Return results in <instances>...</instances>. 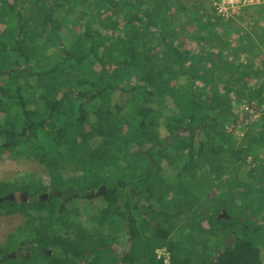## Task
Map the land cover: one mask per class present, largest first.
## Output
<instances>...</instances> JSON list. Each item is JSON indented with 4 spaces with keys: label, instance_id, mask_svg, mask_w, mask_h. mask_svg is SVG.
Here are the masks:
<instances>
[{
    "label": "trees",
    "instance_id": "1",
    "mask_svg": "<svg viewBox=\"0 0 264 264\" xmlns=\"http://www.w3.org/2000/svg\"><path fill=\"white\" fill-rule=\"evenodd\" d=\"M249 8L252 6L237 9L235 13L239 12L236 15L240 23L232 24L207 11L195 17L191 5L180 4L177 0H26L18 7L6 3L0 11L6 18L0 29V157L19 155L46 163L47 156L44 155L51 153L49 158L54 161L49 163L52 165L47 172V183L52 189H60L73 183L69 178L63 182V172L52 167L59 159H70L71 151L75 153V143L67 139L68 134L76 135L78 129L85 126L87 135L79 140H91V131H96L103 120L106 125L102 132L109 135L108 130L112 132L116 122L121 123L118 117L131 126L137 118L135 132H126L120 142L122 145L113 146L111 152L119 153L129 144L133 146L131 151L122 153L139 155L140 161L144 162L140 173L131 177L137 183H143L141 191L134 188L133 183L127 184V180L118 181L119 178L117 186L106 188V191L123 197L126 190L138 209L141 196L145 207L153 203L161 207L166 204L168 214L162 212L164 216L186 217L189 213H197L193 211V205L186 207L185 202L193 186L186 187L177 179L180 167L174 177L167 175V165L178 162L174 158L180 159L181 155L194 163L208 157L204 167L211 171L216 159L211 153L218 156L222 153L223 159L220 158L214 168L215 180L218 177L221 181L218 183L219 194L223 198L219 200L218 209L211 213L214 220H207L210 235L217 244L215 248L219 249L209 262L189 261L184 249L172 239L168 240L174 219H161L165 224L154 221L149 234H145L144 226L138 233L131 231L129 245L119 258L115 253L118 250L111 246L116 237L103 230L112 220V215L109 220L107 218L109 212L118 214L120 204L115 197L106 198L101 212L95 218L89 217L91 227L86 229L80 223L83 231L69 241L56 229L63 225L72 229L74 224L55 219L65 212V205L59 206L55 195L35 200L46 186L39 185L29 193L23 187L11 190V183L1 180L0 212H20L26 218L25 223L0 244V264H44L29 262L26 255L10 256L9 249L14 250L17 243L33 244L34 239V244L41 247L54 248L58 253L59 249L63 251V258L56 260L62 261L61 264H75L77 261H71L72 257H77L78 261L86 259L87 249L95 256L86 264H115L117 261L137 264L140 259L145 264H160L154 250L162 245L170 250L172 264H264V84L260 81L264 73V4L254 6L252 11ZM185 20L187 28L182 23ZM184 29H188L187 34H183ZM187 43L191 45L189 49L184 46ZM257 56H260L258 62L261 64L254 70L253 65L258 64ZM84 62H88L87 65ZM222 64L224 66H220ZM118 68L124 72L123 76L116 85L111 83V87L109 77ZM230 75L233 79L239 76L253 79L254 83L241 90L231 84ZM225 76L227 78L223 79ZM218 83L242 91L246 100L240 98L238 92L233 98L217 95ZM109 89L112 97L107 101L105 91ZM232 101L236 105L245 102L251 109L255 107L256 116L248 124V141H237L226 128L225 122L238 118L229 108ZM246 117L243 121L248 123ZM231 124L236 127L237 123ZM47 135L53 139H47ZM55 139L63 140V148L68 149V155L61 153L57 160L52 152H61V149ZM107 144L102 142L97 149H92L97 152ZM89 150L92 152L91 148ZM98 155L102 158L100 152ZM163 162L165 166H162ZM240 168L244 169L247 181L243 179L245 176H236ZM227 169L230 176L225 178ZM199 173L197 171L194 178L197 181L198 176L201 182ZM171 177L178 183L170 182ZM228 181L242 185L237 188L242 199L237 216L227 213L228 201L224 196L231 195ZM130 188L137 201L132 200ZM15 190L30 199H1ZM173 194L176 199L171 205L169 201ZM26 206L33 208L31 214L24 212ZM221 208H225L228 218H215ZM45 209L51 214V221L46 223ZM54 212H58L56 217H53ZM200 215L191 217L193 224L201 226L197 220ZM206 216L204 214L202 220H206ZM28 222L34 223L33 228L38 232L32 241L22 237ZM215 228L217 234L213 231ZM232 236L234 240L230 247H225L226 239ZM135 237L139 242L137 248ZM110 248L115 256L109 253Z\"/></svg>",
    "mask_w": 264,
    "mask_h": 264
},
{
    "label": "rangeland",
    "instance_id": "2",
    "mask_svg": "<svg viewBox=\"0 0 264 264\" xmlns=\"http://www.w3.org/2000/svg\"><path fill=\"white\" fill-rule=\"evenodd\" d=\"M25 1L26 0H0V11L1 9L4 10V6L6 5V3H11L12 5H15L18 7L20 4H23ZM177 1L180 4L191 5L195 10V13H196L194 14L195 17L204 15L206 11L214 17L220 16L219 14H217L215 11L212 10V7H214L213 2L215 0H177ZM253 7L254 6H252V8ZM59 8L60 7H58V10ZM252 8H249L251 9L250 11H252ZM236 14H239V12L237 11V13H235L234 11L232 15L228 17H223V16H220V17L226 18V20H228L229 23H232V24H235L236 22L240 23ZM23 17H26V14H24ZM5 19H6L5 15H1L0 13V29L3 27V22L6 21ZM182 23H185L183 24V26L187 28L188 23H186V20ZM100 26L103 27L102 25ZM105 30L108 31L109 30L108 27H105ZM184 33L187 34L188 29H184L183 34ZM184 46L187 49L191 47L190 43H187ZM259 57L260 56H257V58L255 59L257 62H258ZM230 58L231 57H229V59ZM87 63L88 62H84V65H87ZM260 64L261 62H258L257 65H253L254 70L259 69ZM220 66H224V64ZM123 73L124 72H122L120 68L117 69L116 73H111L109 77V84L111 85L112 83L113 85H116L118 81L121 79V76H123ZM230 76L228 77L229 79L232 80L231 84H233L235 87L239 89L241 88V90H246L244 89L245 87L251 86L254 83L253 79L252 80L251 79L249 80L247 78L245 79V78H242V76H239L242 79L237 78V77H234L233 79L232 76L231 77ZM225 78H227V76L223 77V79ZM216 87H217V90H216L217 95L221 94V97L222 95H225L228 98H233V95H235L238 92V96L240 98H243L244 101L246 100V97L243 96L242 91L240 92L235 91L229 85L227 86L225 84L218 83ZM111 94L112 92L110 89L105 91V97L109 99L107 101H110V97H112ZM33 105L34 104H32L31 106ZM229 108L232 112L237 113L238 118L237 119L234 118L233 120L229 122H225L226 128L228 130H231V132L237 138V141L239 140L248 141L249 133H250V128H248V124L249 122L253 121L256 116L255 107L251 109L250 106L245 102H243L241 105H238V104L236 105L232 101L231 104L229 105ZM245 116L248 117V123H245L243 121ZM118 118L121 123L117 121L116 124L112 127V132H111V129L108 130V132H110L109 135H105L102 132V128H105V125H106L105 120H103V122L98 125V128L96 131L94 129L91 131V133H93L91 135V140H88V139L85 141L79 140V139H82L85 135H87L86 133L88 131V128H86L85 126L83 129L82 128L78 129V132L76 135L68 134L67 139L74 141L75 143L73 144V149L75 153H73L72 151L70 152L71 156H70V159H68L69 161L66 159H59L52 166L56 169V171L63 172V178H62L63 182H66L67 180L65 179L69 178L71 179V181H73V184L75 183L79 191L84 192L82 188H90L93 186L95 187L98 184L106 188L113 189L115 186H117L118 181L127 180L130 182V184L133 183L134 188H136L139 192L141 191L140 187L143 186V183L142 182L137 183L136 179L135 178L132 179L131 177L135 175L136 173H140L139 171L143 169L144 167V162L140 161L141 157L139 155L130 156L126 153H122L124 151H128V149L129 151H131V148L133 146L129 144L127 146V149L124 150L122 148L121 150H119L121 153L113 152V151L111 152L113 146L118 147L122 145L120 142L123 140V138H125L126 132H129V133L135 132V129H137V125H138V119L137 118L134 119V123L131 126V123L124 124L122 120L120 119V117ZM233 121L237 123L236 127H232L233 125L231 123H233ZM122 123H123V126H121L120 128V125ZM159 130L161 131V128ZM98 131H101L102 133H98ZM97 133L99 134L98 136H97ZM111 133H114V134H111ZM47 137H48L47 139H50V140L53 139L49 135H47ZM55 140L59 141L60 146L58 147V149L59 148L61 149V152H52L53 154H56V160H57L58 155L61 153L68 155L67 154L68 149L63 148L64 144H61L63 140H58V139H55ZM102 142H108L107 146L99 149L97 152H94L95 150L92 148L98 147ZM90 148L92 152H90L89 150ZM46 152H48V150ZM98 152H100V155H102V158H99ZM211 154H212L211 155L212 157L214 156L216 158L214 167L217 168L218 162H220V158L223 159L222 153L220 154L221 156L215 155L213 153ZM44 156H47L46 163L45 162L42 163L38 159L35 160L33 158H25L19 155L8 156L5 154V156H1L0 157V181L8 180L11 183L9 186L12 188L11 190H14L15 187H17V189L18 187L19 188L23 187L24 189H28L29 193H32L34 191L33 189L37 188V186L39 185L43 184L44 186H46L47 181L49 179V175H48L49 173L47 172H48L49 167L52 165V164L49 165V163H53L54 159L49 158V156H52V154L49 152L45 154ZM207 158L196 160L194 163L192 161L188 162L187 160L189 159L183 158V156L181 155L180 159L174 158V161H178V162H175L173 163V165H170V166L167 165L168 169L165 170L167 172V175H173L174 177V175H176L175 174L176 170L179 169L180 167L179 170H181V173H180L181 177L179 176L177 179H180L181 182H184L185 186L186 185L193 186V190L186 196V199H185L186 207L192 208V205H193L194 207L193 211L195 212L197 211V213H189L188 215L191 214L190 217H188L187 215L183 219V223H180V218L178 219V217L173 218L170 215H165V216L163 215V213L168 214L166 210L167 209L166 204H164V207L163 206L161 207L160 204L157 205L153 203V204H148L145 207L146 203H143V208L145 211V215L143 216L141 215V209L140 208L138 209L133 206V203L135 204V202L131 201L130 197L128 196V193L125 192L126 190L123 191V194H125V196L123 197H121V195L119 194H114L112 192H109L108 196L119 198V200L122 202V205H119L118 214H113L109 212L107 216L108 220H109L110 215H112L113 217H112L111 222L108 223L106 229L104 225V229H103L105 231L104 233L112 237L115 236L116 237L115 244L119 245L121 243L119 242V238L122 235H124L123 236L124 238L127 237L126 235H128V238L131 239L132 238L131 231L138 233L140 227L144 226V228L146 229L145 234H149L153 221H157V220L161 221V219H175V220L178 219L176 222L177 227L174 228V232L178 233V234H174L176 245L184 249L183 253L187 255L189 261H193L194 263L196 261L198 262L200 261L199 263H201L202 261L209 262V260L213 256H215L216 251H219V249L215 248L217 244H215V242L213 241L210 235V228L207 226V224H208V221L214 220V216H212L211 213H213L214 210L218 209V207L220 206L219 200L220 198H223V197H222V194H219L221 190L219 187L220 185H218V183H221V181L219 182L218 177H217V180H215V175H217L215 173V168L212 167L213 170L207 171V169H205L204 167V162ZM115 159H116L115 164H111V162L114 161ZM76 162H79V164H77ZM100 162H104L108 164L101 165ZM180 162L182 164H180ZM162 166H165L164 162L162 163ZM197 166L200 167L199 168L200 170L195 169ZM197 171L200 172L199 176L202 179L201 182L199 181L198 176H197V181L194 178ZM244 173H245L244 169L240 168L237 171L236 176H240V175L245 176ZM224 176L225 178H228L230 176L229 171L228 173H225ZM56 177L59 180V177L57 175ZM243 179L245 181L248 180L246 176ZM170 182H173L174 185L175 183H178L172 177L170 179ZM229 184H231L230 185L231 195L224 196V199H226V201L228 202H231L232 204H235V206L237 207H233L227 202L226 203V207L228 211L227 213L229 215L237 216L238 212L240 213L239 206L242 201L241 197L239 196V191L237 188H242V185L241 183H238V184L236 183L235 185H233V181L229 182L228 185ZM204 188L206 189V191H204ZM15 191H18V190H15ZM100 191L103 192V190H100ZM100 191L98 194L92 195L90 197H87L86 195L85 196L75 195L71 197L70 199L65 201L66 202L65 212L62 213V216L56 217V215H58V212H54L53 217L55 216L56 220L67 222V223H70L69 221H72V223L74 224L71 230L83 231V228L80 226V223L82 224L83 227H85L86 229H89V227H91L92 225V223L88 221L89 217L93 216L95 218L98 215V213L101 212V209L106 205L105 200L107 197L103 195L102 193H100ZM15 194H19V193L16 192ZM207 194L209 195L210 199L208 198ZM140 198L142 197L140 196L139 199ZM175 199H176V195L173 194L170 197V201H169L171 205H174ZM142 200L144 199L142 198ZM123 201L125 205L123 204ZM26 208L27 210L24 212H27L29 214L33 212V208L31 206H26ZM79 209H80V212H79ZM76 211H78V213H76ZM131 211L134 212L133 215ZM126 212H128V214H126ZM198 213L199 215L200 214L201 215L197 218V220L198 222H201V223L204 220V219L202 220L201 217L202 216L204 217V214L205 216L209 214V216H206V220H204V224L202 223L203 226L193 224L194 221H192L191 219V217L194 214H197L198 216ZM129 214L132 215V218L129 217ZM49 215H51L50 211L45 209V218H44L46 219L44 220L45 223L51 221V217ZM217 215L218 214H216L215 218H217ZM25 218H26L25 215L21 214L20 212H13V213L0 212V244H4L7 236L12 231H14L17 227L25 223ZM222 218L223 217H221L220 219ZM197 220L195 222H197ZM161 223L165 224L163 220L161 221ZM93 224L94 225L96 224L95 219H93ZM33 227H34V223L30 224L28 222V225L23 230V232L25 233L24 234L25 236L22 235V237H24L25 239L27 238L33 239L34 234L38 233L37 231H35L36 228H33ZM56 229L57 230L59 229V231L62 232L66 228L63 225V227L61 228L58 227ZM28 231L30 232L27 233ZM213 231L215 232V234H217L216 228L213 229ZM21 234H22V230L20 231V233H18V235L21 236ZM49 234L52 235V233H49ZM218 240H219L218 244L220 246L221 238H219ZM138 244L139 242L138 241L136 242V237H135L134 245H136V248L138 247ZM17 246H18V243L16 244V247ZM9 251L11 252L13 251V249L11 248L9 249ZM53 251H55L54 248H53ZM113 251L114 250H112L111 248L109 249V253L113 254L114 253ZM63 255H64L63 252H59L55 254V258L56 257L63 258ZM262 256L264 259V251H263ZM47 260L48 259H46L44 256L38 253L37 255H32L29 259V262L36 263V261H41L44 264H47L46 263ZM142 260L143 259H140L137 264H145L142 262ZM61 262L62 261L58 262L55 260L54 263L61 264ZM66 264H74V263H66ZM124 264H128V263L125 262ZM206 264H209V263H206Z\"/></svg>",
    "mask_w": 264,
    "mask_h": 264
},
{
    "label": "flooded vegetation",
    "instance_id": "3",
    "mask_svg": "<svg viewBox=\"0 0 264 264\" xmlns=\"http://www.w3.org/2000/svg\"><path fill=\"white\" fill-rule=\"evenodd\" d=\"M130 182H127V184H129ZM79 188V187H78ZM83 189V188H82ZM84 190V192H82V191H79L78 189H77V187H76V185L75 184H73V183H69V184H66L65 186H63L62 188H60V189H52L49 185H48V183L46 184V188H45V190L44 191H40V192H38V194L40 193V196H38V198H35V200L37 199H47V198H49V197H52V196H57V198H58V204H59V206H63V205H65V201L66 200H68V199H70L71 197H73V196H75V195H81V196H87V197H90V196H92V195H96V194H98L99 193V191L100 190H103V192L102 191H100V193H105V196L107 197V199L109 198L110 200H111V198H112V196L111 197H109L108 196V194H109V191L107 192L106 190V187H104V186H102V185H100V184H98V185H96L95 187H92V188H88V189H83ZM16 192H18L20 195L18 196V197H16L15 196V198L14 199H16L17 201L18 200H22V199H27V200H29L30 198L29 197H26V196H24L22 193H21V191H15V192H13V193H16ZM87 193H88V195H87ZM122 193V191H120V194ZM131 194L134 196L133 198H132V200L133 201H137L138 200V198L135 196V193H134V191H133V188H131ZM21 195L24 197H21ZM21 197V198H20ZM141 199V204L139 203V207L140 208H143V202H144V200H142V198H140ZM13 200V199H12ZM116 201L120 204V205H122V202L119 200V198H116ZM220 212V211H219ZM141 215H145V211H144V209L141 211ZM152 225H154V221L152 222ZM66 229L64 230V231H59V233H60V235H62V236H64V237H68L69 239V241H71V240H73L74 238V236H77V234L76 233H78V232H80L79 230H76V231H74V230H71V228L70 229H68L67 227H65ZM42 231V230H41ZM44 231H42V233H43ZM41 232H39V234H42ZM45 234V233H44ZM124 235H122L120 238H119V242H122V245L124 246V249L122 250V251H120V247H117V245L116 244H111V246H115L116 247V251L117 252H115V253H117L118 255H119V258H121L122 256H123V254H125V249L127 248V246L129 245V238L128 237H123ZM31 241H32V239H31ZM34 241H35V239H34ZM35 243V242H34ZM59 249V248H58ZM59 251L60 252H63V251H61L60 249H59ZM9 253H10V256H21V255H26L27 256V259L29 260L30 259V257L32 256V255H37L38 253L40 254V255H42V256H44L46 259H48L47 260V264H55L54 262H55V260H57L58 259V257H56L55 258V254H57L58 252L57 251H53V248H50V247H41V246H39V245H37V244H23L22 242H20L19 243V245L13 250V251H9ZM64 253V252H63ZM120 253V254H119ZM57 256V255H56ZM95 255H94V253L93 252H91L89 249H87L86 251H85V254H84V258H86V259H82L81 258V260L80 261H78V259H77V257H72L71 258V261H77L75 264H86L88 261H90L93 257H94ZM53 260V261H52ZM36 262H38V261H36ZM115 264H123L121 261H117V262H115Z\"/></svg>",
    "mask_w": 264,
    "mask_h": 264
},
{
    "label": "built area",
    "instance_id": "4",
    "mask_svg": "<svg viewBox=\"0 0 264 264\" xmlns=\"http://www.w3.org/2000/svg\"><path fill=\"white\" fill-rule=\"evenodd\" d=\"M262 4H264V0H215L213 2V9L220 16L228 17L237 9ZM260 81L264 84V73L262 74ZM154 254L160 264H172L171 252L166 245L156 247Z\"/></svg>",
    "mask_w": 264,
    "mask_h": 264
},
{
    "label": "water",
    "instance_id": "5",
    "mask_svg": "<svg viewBox=\"0 0 264 264\" xmlns=\"http://www.w3.org/2000/svg\"><path fill=\"white\" fill-rule=\"evenodd\" d=\"M19 195H20V194L9 193V194H7L6 196H3L1 199H10V200H12V199L15 198V196L18 197ZM38 196H40V193H39L35 198H38ZM217 217H218V218H221V217H223V218H228L229 215L226 213V211H225L224 208H221V209H220V212H219L218 215H217ZM233 240H234V237H233V236L227 238V240L225 241V247H227V248L230 247V245H231V243H232Z\"/></svg>",
    "mask_w": 264,
    "mask_h": 264
},
{
    "label": "crops",
    "instance_id": "6",
    "mask_svg": "<svg viewBox=\"0 0 264 264\" xmlns=\"http://www.w3.org/2000/svg\"><path fill=\"white\" fill-rule=\"evenodd\" d=\"M179 218H180V217H179ZM179 218H178V219H179ZM184 218H185V217H181V218H180V223H183V219H184ZM178 219H176V220L174 219V220H173V227H172L173 229H172V231L170 232V234L168 235V240H169V239H172V241H174V242H175V236H174V234H178L177 232H174V228L177 227L176 222H177ZM202 223L204 224V221H203ZM202 223L199 222V224H200L201 226H203ZM182 225H183V224H182ZM126 236L128 237V235H126ZM118 247H120V248H119L120 251H122V250L124 249V247H123V245H122V242L118 245Z\"/></svg>",
    "mask_w": 264,
    "mask_h": 264
}]
</instances>
